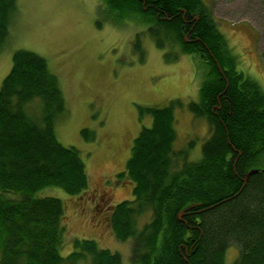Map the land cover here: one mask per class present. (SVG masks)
<instances>
[{
  "label": "trees",
  "instance_id": "trees-1",
  "mask_svg": "<svg viewBox=\"0 0 264 264\" xmlns=\"http://www.w3.org/2000/svg\"><path fill=\"white\" fill-rule=\"evenodd\" d=\"M99 1L110 23L134 19L158 48L177 43L190 55L201 80L198 98L186 107L209 128L200 156L190 158L193 140L174 147L175 109L183 101L137 105L139 119L148 115L150 123L141 126L114 175L132 183L131 199L111 205L109 215L116 239L130 241V264H226L231 245L238 254L230 264H264V170L256 168L264 154V90L237 69L205 0ZM17 3L0 0V51ZM142 33L132 40L140 61ZM66 112L46 59L16 49L0 85V264H124L118 251L92 238H73L62 253L65 202L42 190L56 186L75 196L89 186L79 150L56 137L55 124ZM81 133L95 138L86 128ZM252 168L257 171L244 181ZM191 203L199 204L178 218Z\"/></svg>",
  "mask_w": 264,
  "mask_h": 264
},
{
  "label": "rangeland",
  "instance_id": "rangeland-1",
  "mask_svg": "<svg viewBox=\"0 0 264 264\" xmlns=\"http://www.w3.org/2000/svg\"><path fill=\"white\" fill-rule=\"evenodd\" d=\"M205 2L237 56V69L264 90V0ZM17 7L0 51V85L16 49L32 50L46 59L59 78L67 108L55 124L56 137L79 150L89 178L88 188L79 195L56 186L42 190L65 202L62 253L71 249L73 238H92L100 247L118 251L123 263L130 264V241L116 239L109 215L111 205L131 199L132 183L114 175L123 169L141 126L150 123L148 115L139 119L137 105L183 101L175 109L174 147L193 140L189 157L196 159L209 128L186 104L198 98L201 79L194 75L190 55L181 53L177 43L158 48L145 34L144 25L134 19L122 25L110 23L99 12V0H18ZM137 32H143L142 61L132 47ZM82 128L93 131L95 138L86 140ZM256 167L264 170V154ZM237 254V247L229 246L225 263L230 264Z\"/></svg>",
  "mask_w": 264,
  "mask_h": 264
},
{
  "label": "water",
  "instance_id": "water-1",
  "mask_svg": "<svg viewBox=\"0 0 264 264\" xmlns=\"http://www.w3.org/2000/svg\"><path fill=\"white\" fill-rule=\"evenodd\" d=\"M256 171H257L256 168H252V169H250V170L246 173L245 178H244V181H246V179L248 178V176H249L250 174H252V173H254V172H256ZM198 204H199V203H191V204L187 205L186 207H184V209L181 210V211L178 213V218H180V217L184 214V212H185L186 210H188V209H190V208H192L193 206H196V205H198Z\"/></svg>",
  "mask_w": 264,
  "mask_h": 264
},
{
  "label": "flooded vegetation",
  "instance_id": "flooded-vegetation-1",
  "mask_svg": "<svg viewBox=\"0 0 264 264\" xmlns=\"http://www.w3.org/2000/svg\"><path fill=\"white\" fill-rule=\"evenodd\" d=\"M192 27H193V26H192ZM192 27H191V28H192ZM182 29L185 30V24L182 25ZM190 30H191V29H190ZM189 32H190V31H189ZM189 32H185V31H184V38H185V40H188Z\"/></svg>",
  "mask_w": 264,
  "mask_h": 264
},
{
  "label": "bare ground",
  "instance_id": "bare-ground-1",
  "mask_svg": "<svg viewBox=\"0 0 264 264\" xmlns=\"http://www.w3.org/2000/svg\"><path fill=\"white\" fill-rule=\"evenodd\" d=\"M257 168V167H256Z\"/></svg>",
  "mask_w": 264,
  "mask_h": 264
}]
</instances>
